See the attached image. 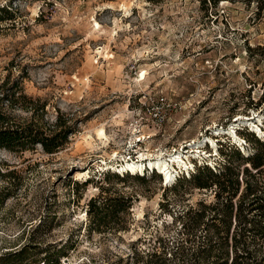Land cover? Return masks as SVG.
<instances>
[{"label": "rangeland", "instance_id": "obj_1", "mask_svg": "<svg viewBox=\"0 0 264 264\" xmlns=\"http://www.w3.org/2000/svg\"><path fill=\"white\" fill-rule=\"evenodd\" d=\"M206 2L0 0L14 11L0 22V82L20 81L34 102L12 115L46 127L61 116L77 129L55 154L0 149V201L8 195L0 254L31 241L51 252L66 244L60 264H162L149 254L163 246L170 258L181 237L175 215L211 202L212 191L190 180L168 188L151 169L144 180L99 174L115 171L113 163L178 153L187 168L175 171L197 161L219 170L224 159L215 150L234 141L224 132L251 128L244 119L264 126V62L247 50L264 46V14L257 17L254 4ZM159 96L166 121L155 127L146 108ZM194 142L203 145L191 149ZM105 188L133 196L131 219L117 221L126 231L99 233L85 215ZM40 219L45 227L34 231Z\"/></svg>", "mask_w": 264, "mask_h": 264}, {"label": "trees", "instance_id": "obj_2", "mask_svg": "<svg viewBox=\"0 0 264 264\" xmlns=\"http://www.w3.org/2000/svg\"><path fill=\"white\" fill-rule=\"evenodd\" d=\"M199 1L203 5L209 1L213 7L220 1L254 4L255 15L261 17L264 14V0ZM13 18L14 11L10 6L0 7V22ZM247 50L264 62V46L247 47ZM261 98H264V88ZM33 105V100L24 93L20 81H10L7 76L0 82V149L24 153L40 147L45 154H55L65 148L69 137L77 130L71 120L57 116L54 124L46 127L34 121L19 122L11 113L16 106L30 110ZM38 108L43 109L44 106L40 105ZM260 129L262 137L248 127L236 129L243 147L242 144L232 142L228 136V144H220V148L215 150L224 159L219 170L206 161H197L198 164L194 161V169L180 172L174 181L165 185L176 188L179 182L190 180L194 188L212 191L213 200L209 203L199 202L196 207L176 214L174 221L180 226L178 233L181 237L178 238L174 251L169 253L170 258H166L167 248L163 246L161 253L149 254V262L264 264V126L260 125ZM246 143L255 146L253 152H244ZM108 174L119 179L147 178L146 175L120 174L110 170L99 175ZM89 182L90 179H87L81 185ZM7 198L8 195H3L0 204ZM132 204V195L105 188L89 199L85 215L99 233H104V230L126 231L125 227H119L117 221L122 218L121 214L124 219H131ZM45 224L40 219L34 231L44 228ZM198 233L203 235L199 236ZM65 245L56 247L51 252L50 247H44L41 243L26 242L14 250L1 253L0 264H60V258L66 256Z\"/></svg>", "mask_w": 264, "mask_h": 264}, {"label": "bare ground", "instance_id": "obj_3", "mask_svg": "<svg viewBox=\"0 0 264 264\" xmlns=\"http://www.w3.org/2000/svg\"><path fill=\"white\" fill-rule=\"evenodd\" d=\"M241 122L245 124H249V126L251 127V130L255 131L260 136L262 135V131L259 129V126L252 122H249V119H244V121H241ZM223 134L225 135L230 134L232 138L234 139V142L239 143L240 141L236 137V135L233 134L231 130L230 131L227 130ZM98 136H100L101 138H104V133L102 132V130L98 132ZM202 145L203 144H201L200 142L197 144L194 142V146L190 144V148L195 149V148L202 147ZM175 165L177 168H181V167H183L184 169L187 168L186 162L183 161L182 155L180 153L169 155L168 160L164 159L162 156H159L154 160L153 159H149V160L139 159L137 161L128 160V161L123 162L122 164L113 163L109 166L117 172L127 171L128 173H131V174H138V173L142 174L145 172V170L151 169L161 174L165 182L167 181L169 182L170 180L173 179V176L175 175V172H174L176 169Z\"/></svg>", "mask_w": 264, "mask_h": 264}, {"label": "built area", "instance_id": "obj_4", "mask_svg": "<svg viewBox=\"0 0 264 264\" xmlns=\"http://www.w3.org/2000/svg\"><path fill=\"white\" fill-rule=\"evenodd\" d=\"M166 102H167V99L164 96H159L156 99V102L154 104L155 106H151L150 108H146V110L148 111L149 118L155 127H161L164 124V122L166 121L165 109H164L165 106L168 105ZM107 170H111V169H106L105 171H107ZM182 171H185V170H182ZM182 171H180V170L175 171L176 174L173 176L172 181H174L175 178L178 176V174ZM115 172H117V171H115ZM118 173L123 174V173H128V172L124 171V172H118ZM163 183L168 184L170 182L164 181Z\"/></svg>", "mask_w": 264, "mask_h": 264}]
</instances>
